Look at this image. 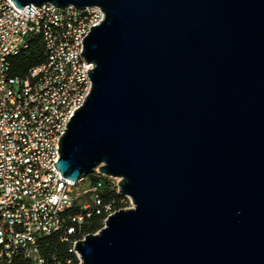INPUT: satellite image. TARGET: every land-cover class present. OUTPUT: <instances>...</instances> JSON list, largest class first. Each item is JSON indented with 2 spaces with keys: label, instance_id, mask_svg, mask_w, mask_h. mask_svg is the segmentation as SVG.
<instances>
[{
  "label": "water",
  "instance_id": "obj_1",
  "mask_svg": "<svg viewBox=\"0 0 264 264\" xmlns=\"http://www.w3.org/2000/svg\"><path fill=\"white\" fill-rule=\"evenodd\" d=\"M11 2L103 13L53 166L116 179L130 207L76 242L78 264H264V0Z\"/></svg>",
  "mask_w": 264,
  "mask_h": 264
},
{
  "label": "built area",
  "instance_id": "obj_2",
  "mask_svg": "<svg viewBox=\"0 0 264 264\" xmlns=\"http://www.w3.org/2000/svg\"><path fill=\"white\" fill-rule=\"evenodd\" d=\"M31 7L33 14L26 15L27 7L19 10L11 0H0V256L5 264H45L37 237L61 230L67 221L80 222L81 216L66 211L88 191L84 178L64 179L53 163L59 158L58 138L77 101L91 89L87 71L93 65L80 56L82 40L103 13L97 6L85 7L89 16L72 6ZM36 22H44V29L36 30ZM29 37L40 38L44 60L32 73L13 75L7 51L26 50ZM43 64H51V71H43ZM61 96H68V105H60ZM94 202L99 203L95 197ZM73 230L67 228V234ZM76 242L69 251L79 260Z\"/></svg>",
  "mask_w": 264,
  "mask_h": 264
},
{
  "label": "trees",
  "instance_id": "obj_3",
  "mask_svg": "<svg viewBox=\"0 0 264 264\" xmlns=\"http://www.w3.org/2000/svg\"><path fill=\"white\" fill-rule=\"evenodd\" d=\"M44 56L40 38L29 37L28 48L11 59V73L23 76L30 68L41 63ZM83 180L88 191L78 197L66 211V215L81 216V221H67L61 230L37 237L39 253L45 264H78L76 255L69 251L72 243L99 231L111 213L130 207L128 199L118 193L114 179L92 173ZM93 187L94 191L89 190ZM94 197L98 204L94 202ZM69 227L74 228L72 234H67Z\"/></svg>",
  "mask_w": 264,
  "mask_h": 264
},
{
  "label": "bare ground",
  "instance_id": "obj_4",
  "mask_svg": "<svg viewBox=\"0 0 264 264\" xmlns=\"http://www.w3.org/2000/svg\"><path fill=\"white\" fill-rule=\"evenodd\" d=\"M80 16H89V8L80 9ZM44 22H36V30H43ZM25 51V47H14L7 51V59H12L13 57L19 55L21 52ZM93 66H91L92 70ZM43 71H51V64H43ZM26 73H32V68H30ZM88 81H90L88 77ZM90 91H85V98L89 94ZM85 98H81L76 103V107L74 111L77 110L85 101ZM60 105H68V96H61ZM109 216V215H108ZM0 264H5L4 256H0Z\"/></svg>",
  "mask_w": 264,
  "mask_h": 264
},
{
  "label": "rangeland",
  "instance_id": "obj_5",
  "mask_svg": "<svg viewBox=\"0 0 264 264\" xmlns=\"http://www.w3.org/2000/svg\"><path fill=\"white\" fill-rule=\"evenodd\" d=\"M117 183V180H114Z\"/></svg>",
  "mask_w": 264,
  "mask_h": 264
}]
</instances>
